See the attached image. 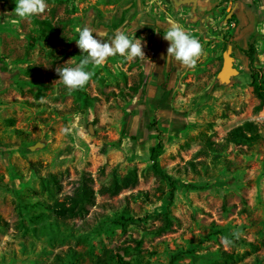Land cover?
<instances>
[{
	"label": "rangeland",
	"instance_id": "374dc122",
	"mask_svg": "<svg viewBox=\"0 0 264 264\" xmlns=\"http://www.w3.org/2000/svg\"><path fill=\"white\" fill-rule=\"evenodd\" d=\"M14 8L0 0V264H68L69 249L110 250L132 264H168L177 251L179 264H209L222 252L242 254L231 264H264V106L239 49L253 39L264 72V0H46L25 18ZM33 18L48 19L57 38ZM170 21L201 42L194 66L167 60ZM85 25L141 39L145 56L90 63L84 87L69 90L56 69L86 55L75 41ZM228 47L238 72L221 83ZM245 120L260 138L225 142ZM158 135L159 162L177 187L171 226L155 234L168 191L150 169ZM132 168L134 185L101 190ZM82 178L94 202L81 216H57L51 207ZM126 212L135 220L122 228Z\"/></svg>",
	"mask_w": 264,
	"mask_h": 264
},
{
	"label": "trees",
	"instance_id": "16d2710c",
	"mask_svg": "<svg viewBox=\"0 0 264 264\" xmlns=\"http://www.w3.org/2000/svg\"><path fill=\"white\" fill-rule=\"evenodd\" d=\"M34 23L38 26L39 31L46 38H57L54 26L48 19L33 18ZM240 51L246 57V64L249 71L250 85L254 95L258 99L257 107L264 106V72L261 67H258L255 63V41L252 39L247 42L246 46L240 47ZM89 99L85 95V99ZM260 138V132L257 123L252 120H245L242 123L230 128L225 137V142H232L234 144H251ZM164 143L161 137L158 135L156 142L149 148L150 169L159 178V180L167 186V210L162 224L154 228L152 231L155 234H160L167 230L171 226V220L169 217V206L174 197V193L177 187L176 179L169 174L160 164L159 158L163 153ZM48 180L53 183H57V180L53 174L48 177ZM137 182V172L135 168L130 169L121 178L113 177L107 185L102 186L101 190L109 193H116L123 188H127L134 185ZM94 190L87 183L86 178H82L79 184L74 188L70 194L63 195V198L55 202V205L51 207V210L60 217H75L81 216L87 211V205L94 202ZM129 220H135L129 213L121 214L117 218V222L122 228ZM0 221L1 218H0ZM140 242L137 241L135 247H139ZM256 245L251 244V249L255 250ZM192 249H187L190 252ZM183 251H177L170 257L168 264H179L176 260L181 257ZM88 256L89 262L87 264H132L128 260H125L119 254H112L110 250H105L101 256H94V254L87 250L85 252L75 251L73 249L67 250L68 264H84V257ZM60 257V256H59ZM242 254L233 252H222L218 259L212 260L209 264H231L240 260ZM61 259V258H59Z\"/></svg>",
	"mask_w": 264,
	"mask_h": 264
},
{
	"label": "clouds",
	"instance_id": "9594fccd",
	"mask_svg": "<svg viewBox=\"0 0 264 264\" xmlns=\"http://www.w3.org/2000/svg\"><path fill=\"white\" fill-rule=\"evenodd\" d=\"M46 6V0H15V8L12 10L17 17L25 18L42 13ZM164 39L169 41L167 47V60H175L178 64L194 66L196 59L202 51L201 42L190 35L183 27L170 21V27L164 32ZM81 52L86 55L77 64L57 68L59 80L69 90L84 87L90 79L92 72L86 66L100 65L108 57L117 54L126 58L144 57L141 39H134L122 30H114L112 35L106 31L94 30L88 26H82L75 39Z\"/></svg>",
	"mask_w": 264,
	"mask_h": 264
},
{
	"label": "water",
	"instance_id": "95a60500",
	"mask_svg": "<svg viewBox=\"0 0 264 264\" xmlns=\"http://www.w3.org/2000/svg\"><path fill=\"white\" fill-rule=\"evenodd\" d=\"M178 3H192L195 4L197 0H176ZM230 47L223 54V61L220 70L217 73L219 82L227 83L230 77L238 72V70L232 65V57L228 54Z\"/></svg>",
	"mask_w": 264,
	"mask_h": 264
}]
</instances>
